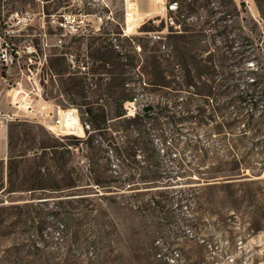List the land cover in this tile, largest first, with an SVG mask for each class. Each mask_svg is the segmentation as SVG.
<instances>
[{
  "label": "rangeland",
  "instance_id": "obj_1",
  "mask_svg": "<svg viewBox=\"0 0 264 264\" xmlns=\"http://www.w3.org/2000/svg\"><path fill=\"white\" fill-rule=\"evenodd\" d=\"M235 1L245 3V33L256 38L264 65V0L262 12L254 0ZM176 12L175 0H0V41L7 52L0 63V159L6 169L9 141L12 154L25 155L16 159L21 163L12 170L15 191H8L6 177L0 191V264H264L261 149L253 151L255 169H247L248 177L226 183L197 172L227 158L226 140L237 143L241 126L217 133L211 118L197 124L191 114L200 103L196 97L148 83L139 89L138 103L126 100L123 108L126 119L142 113L146 103L163 108L165 116L147 127L158 152L155 160H143L151 155L143 145L127 149L130 144L121 127L129 123L114 118L111 111L101 130H92L82 105L75 124L65 127L62 121L53 126L58 108H76L71 100L108 106L130 96L132 58H139V66L146 58L137 44L132 50L129 36L137 35L150 47L157 35L220 33L211 28L202 9L185 17ZM114 44L119 52L111 50ZM102 45L111 52L108 62L99 73H92L104 63L97 51ZM234 63L226 60L220 74L224 76ZM233 67L255 68L256 62L250 59ZM78 80L82 91L73 86ZM108 84L112 87L105 89ZM226 99L222 94L216 98L224 105L219 119L228 112ZM88 133L99 141L94 149L67 138L83 140ZM196 138L208 148L204 163H199L200 150L193 149ZM112 139L120 143L123 162L109 147ZM55 142L58 152L65 151L60 144L77 143L68 148L69 159L57 166L49 159L51 149L39 148ZM244 145L240 143L236 153H242ZM39 155L44 188L28 190L27 180L34 172L30 163ZM130 155L139 165L131 162ZM176 155L183 157L180 167ZM70 168L78 177L75 190L64 185ZM179 168L187 172L176 175ZM144 169L156 170L161 177L146 182L140 178ZM132 173L134 180H127Z\"/></svg>",
  "mask_w": 264,
  "mask_h": 264
},
{
  "label": "trees",
  "instance_id": "obj_2",
  "mask_svg": "<svg viewBox=\"0 0 264 264\" xmlns=\"http://www.w3.org/2000/svg\"><path fill=\"white\" fill-rule=\"evenodd\" d=\"M262 1L263 0H254L257 8L261 12ZM244 7V1L236 3L235 0H175V10H177L176 13H178L179 16L185 17L187 14L192 13L197 15L199 14V10L202 9L207 20L211 22V28L215 32L219 31L220 33H168L165 36L154 35L158 38L152 42L153 45L150 47H148L147 44L140 43V41H138L140 37L137 35H131L129 39L131 43H133L132 50H135L134 47L137 44V46L140 47V55L143 54L146 59L143 61V64L139 66V63L137 64L139 58L134 56L135 64L132 58L134 78L130 96L126 99L117 100L115 105L112 104L113 107L112 105L106 106L102 103L94 105L92 101L78 103L77 101L71 100L70 103L74 104L78 111V108H80L79 106H83V113L91 123L93 131L105 128L104 125L106 124V117L109 111L112 112L114 118L128 121V127H121V130L125 132V136L127 135L126 141L130 144L127 146V149L129 150L143 145L145 149L151 152V155L143 157V160L148 163L151 159H156L155 157L158 152L152 137L148 133L147 127L151 126V121L155 123L157 117L165 116L162 113L163 108L158 107V105L155 106L151 103H146L141 108L142 113L137 112L126 119V111L123 108L124 101L128 100L138 103L139 89H144L147 83L148 85L156 84L158 86L187 92L196 97L200 102L196 105L195 112L191 113L194 115L197 124H205V122L211 118V120L215 121L213 127L217 133L225 129L229 130L231 133L234 128L241 126V136L236 138L237 143L234 139L230 141L229 139L226 140L227 158L225 160L216 161L204 171L197 172L206 175L207 177H203L205 179L209 177L215 179L221 178L226 180V183H230L228 181H231V179L248 177L246 173L247 169H255L251 164V157L254 154V149L260 148L262 154H264V65H262L257 52L258 45L256 38L245 33V29L247 28V17L242 14V12H245ZM161 21H163V19ZM169 21L171 23H179V21L173 19ZM243 21L245 23H243ZM233 30L240 33H230L233 32ZM217 38L218 42L216 40ZM164 44L167 47L166 53L162 48ZM113 46L115 49L111 50L113 52H119L116 50L118 45L114 44ZM100 48L103 49L97 50L98 57L100 60L103 59L104 63L93 68L92 73H99V69L105 68V64L108 62L105 61L106 57L110 56L111 53L105 45H102ZM115 56L119 61L121 57L119 53H116ZM250 59L255 60V68L247 67L246 69L241 68L235 71L236 67L233 66L244 64ZM226 60L234 61L238 65L235 63L230 65L231 67L223 76L220 74V69L226 67L224 64ZM145 76L148 81L143 80ZM80 81L81 80L76 81L73 86H78L80 91H82L84 87L82 81L81 83ZM111 87L112 86L108 84L105 89H110ZM70 88L71 87H68V90ZM221 94L227 98L225 108L227 107L228 109L223 119H219V114L223 116V113L220 111L224 108V105L220 106L216 101V98ZM110 106L111 110L108 109ZM188 117L191 116L189 115ZM84 124H87L88 127L90 126L86 121H84ZM164 134L165 132H162L161 136ZM132 135H135V137H132ZM67 138L69 140L74 138L76 142L84 143L87 145L88 149H94L99 143L98 139L95 138V134L91 133H88L83 140L77 137ZM76 142H67L66 145L60 144V146H63L65 149V151L60 152L56 151V148L59 146L57 142L47 145L42 143L39 148L42 149V151L50 148L51 156L49 159L51 163L57 166L60 162L64 164L67 159H69V157H65V154L70 153L69 147L77 146ZM200 142L201 140L196 138L193 149L196 152L200 150L199 163H204L207 158L208 148L205 147L204 144H200ZM242 142H245L244 148L246 149H243V152L238 154L236 150L239 151V144ZM247 143H249V145H246ZM169 144L173 145L172 140ZM110 146H112L119 156V160L123 162L124 158L122 157L123 154L120 152V143L112 139L109 144V147ZM24 156V154H12L9 141L6 169L3 159H0V191L5 187V177L7 180V188L9 189L8 191H15L11 189L13 187L12 170L16 167V162L17 164L21 163V160L16 159H21ZM42 157V155H39L37 158L34 157L31 160L32 163H30V168L34 172L30 173V180H27L30 181L28 190L44 188L41 187L45 175V173L40 170L41 163L43 162ZM130 158L133 164L139 165V162L133 155H130ZM175 159L179 167L183 165L182 155H176ZM260 165L264 166V163L262 164L261 162ZM261 166L258 167V169H260ZM184 172H187V170L179 168L176 175L183 174ZM133 175V173L129 175L127 180H134L135 177ZM160 177L161 175H159L158 171H148L144 169L140 178L146 182H156ZM77 179L78 177L74 175V169L70 168L66 171L64 179L66 189H78L79 184H76ZM92 180L95 184L100 185V181L97 179ZM13 206L17 207L18 205Z\"/></svg>",
  "mask_w": 264,
  "mask_h": 264
},
{
  "label": "built area",
  "instance_id": "obj_3",
  "mask_svg": "<svg viewBox=\"0 0 264 264\" xmlns=\"http://www.w3.org/2000/svg\"><path fill=\"white\" fill-rule=\"evenodd\" d=\"M128 16H131V13L128 12L126 13ZM6 48L3 47L2 42L0 41V63H3V61H5L6 59ZM63 117L67 118V117H76L77 121H78V115H77V109L76 108H66V109H57V114H56V118L54 120V124L53 126H60L62 121H63ZM48 129H51V125L49 124H44ZM85 127L88 128V125L85 124Z\"/></svg>",
  "mask_w": 264,
  "mask_h": 264
},
{
  "label": "bare ground",
  "instance_id": "obj_4",
  "mask_svg": "<svg viewBox=\"0 0 264 264\" xmlns=\"http://www.w3.org/2000/svg\"><path fill=\"white\" fill-rule=\"evenodd\" d=\"M69 122H73V124H75L76 122H77V119H76V117H69L68 119L67 118H64L63 117V126H67V124L69 123ZM76 126H78L79 128H80V130H81V127H80V125H76ZM61 128V127H60ZM69 128V127H68ZM68 128H66V129H68ZM71 129H74L77 133H78V131H77V128L76 127H70ZM53 129V128H52ZM63 129H65V128H63ZM58 130H59V128H58ZM76 132H74V133H76ZM73 133V132H72Z\"/></svg>",
  "mask_w": 264,
  "mask_h": 264
}]
</instances>
